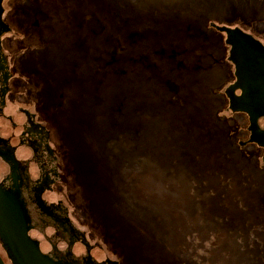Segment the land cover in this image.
Segmentation results:
<instances>
[{
    "label": "rangeland",
    "instance_id": "rangeland-1",
    "mask_svg": "<svg viewBox=\"0 0 264 264\" xmlns=\"http://www.w3.org/2000/svg\"><path fill=\"white\" fill-rule=\"evenodd\" d=\"M6 10L22 95L59 157L58 195L100 253L119 264H264L263 152L228 109L232 66L213 26L264 40V0H14Z\"/></svg>",
    "mask_w": 264,
    "mask_h": 264
},
{
    "label": "flooded vegetation",
    "instance_id": "flooded-vegetation-1",
    "mask_svg": "<svg viewBox=\"0 0 264 264\" xmlns=\"http://www.w3.org/2000/svg\"><path fill=\"white\" fill-rule=\"evenodd\" d=\"M11 1L0 0V260L3 264H36L39 256L43 264H119L114 251L99 252V243L71 218L64 193L58 195L59 157L50 128L37 105L22 95L23 81L15 74L9 56V43L17 42L6 10ZM224 26L238 28L264 48V40L253 32L237 25ZM255 60L243 68L249 80L246 87L242 86L246 92L236 88L234 94L247 95L239 105L257 115L256 127L263 131L264 54H255ZM18 63L24 66L22 59ZM231 66L233 79L224 91L235 80ZM232 112L246 117L249 136L247 112ZM249 143L260 147L264 157L262 145Z\"/></svg>",
    "mask_w": 264,
    "mask_h": 264
},
{
    "label": "water",
    "instance_id": "water-1",
    "mask_svg": "<svg viewBox=\"0 0 264 264\" xmlns=\"http://www.w3.org/2000/svg\"><path fill=\"white\" fill-rule=\"evenodd\" d=\"M215 29L221 31L225 34V43L229 45L227 59L234 66V76L235 80L229 86L226 87L224 93L228 98V109L231 111L245 110L248 114V130L249 142H256L264 147V130H258L256 127V117L251 110L243 109L239 103L242 99H248L247 95L236 96L234 94V90L236 88H244L242 86H247L249 84L248 73H243V68L249 67V65L255 63V54L263 53L264 48H261L256 40H254L250 35L242 33L236 27H227L224 25L218 26L213 25ZM244 68V69H245ZM246 76V77H245ZM252 76V74H251ZM246 89V88H245ZM246 91H244L245 93ZM264 158V157H263ZM26 241V238H23ZM33 249V248H32ZM35 251V250H34ZM36 264H43L41 260H39V256H36ZM25 260V259H24ZM0 264H3L0 260ZM32 264V263H31ZM47 264V263H44Z\"/></svg>",
    "mask_w": 264,
    "mask_h": 264
}]
</instances>
